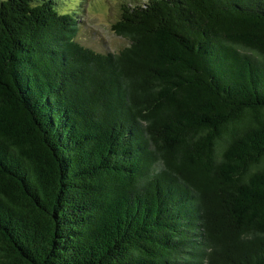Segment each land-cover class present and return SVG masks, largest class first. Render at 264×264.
<instances>
[{
    "label": "trees",
    "instance_id": "1",
    "mask_svg": "<svg viewBox=\"0 0 264 264\" xmlns=\"http://www.w3.org/2000/svg\"><path fill=\"white\" fill-rule=\"evenodd\" d=\"M81 3L0 0V264H264V0Z\"/></svg>",
    "mask_w": 264,
    "mask_h": 264
},
{
    "label": "rangeland",
    "instance_id": "2",
    "mask_svg": "<svg viewBox=\"0 0 264 264\" xmlns=\"http://www.w3.org/2000/svg\"><path fill=\"white\" fill-rule=\"evenodd\" d=\"M57 4L61 0H54ZM138 0H75L81 3L78 16L79 35L77 40L85 47L101 53H119L130 46V42L114 31L123 13V7ZM145 1V0H142ZM72 7V6H71ZM60 9H70L61 5Z\"/></svg>",
    "mask_w": 264,
    "mask_h": 264
}]
</instances>
